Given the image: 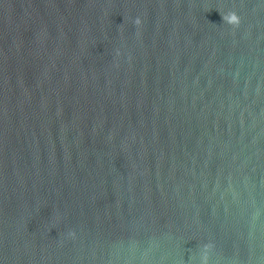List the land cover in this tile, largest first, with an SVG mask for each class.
<instances>
[{
  "label": "water",
  "instance_id": "1",
  "mask_svg": "<svg viewBox=\"0 0 264 264\" xmlns=\"http://www.w3.org/2000/svg\"><path fill=\"white\" fill-rule=\"evenodd\" d=\"M205 254L264 264V0H0V264Z\"/></svg>",
  "mask_w": 264,
  "mask_h": 264
},
{
  "label": "clouds",
  "instance_id": "2",
  "mask_svg": "<svg viewBox=\"0 0 264 264\" xmlns=\"http://www.w3.org/2000/svg\"><path fill=\"white\" fill-rule=\"evenodd\" d=\"M221 14V13H220ZM222 16V20L224 23H227L228 25H231L233 27H238L239 24H240V17L235 13V12H229V13H226V14H221ZM135 23L137 25H139L141 23V21L139 19H137L135 21ZM74 235V234H72ZM212 246L209 244V245H205V249H210ZM202 264H208V258H207V255L205 254V256L203 257V261H202Z\"/></svg>",
  "mask_w": 264,
  "mask_h": 264
}]
</instances>
